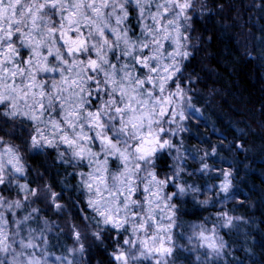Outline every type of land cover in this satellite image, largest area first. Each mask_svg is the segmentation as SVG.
I'll list each match as a JSON object with an SVG mask.
<instances>
[{
  "label": "snow or ice",
  "instance_id": "snow-or-ice-1",
  "mask_svg": "<svg viewBox=\"0 0 264 264\" xmlns=\"http://www.w3.org/2000/svg\"><path fill=\"white\" fill-rule=\"evenodd\" d=\"M245 8L264 20V0ZM239 11L230 0H0V264H86L93 249L106 264H178L186 252L244 264L232 237L249 221L223 207L237 195L223 153L246 151L244 135L199 149L183 135L207 87L194 22ZM217 204L176 231L189 206Z\"/></svg>",
  "mask_w": 264,
  "mask_h": 264
},
{
  "label": "trees",
  "instance_id": "trees-1",
  "mask_svg": "<svg viewBox=\"0 0 264 264\" xmlns=\"http://www.w3.org/2000/svg\"><path fill=\"white\" fill-rule=\"evenodd\" d=\"M209 2L211 4L213 0ZM219 2L227 4L229 0ZM230 2L240 10L239 14L231 13L235 20L226 18L229 15L226 12L224 17L194 22V35L201 37L203 42L193 41L201 47L193 67L207 87L201 85L198 90L200 99H194V108L186 111L189 119L184 121V125L188 131L183 135L186 147L193 149L207 147L202 142L206 138H211L212 143H220L218 137L227 136L229 140L240 142L238 138L244 135L246 151L223 153L226 157L223 166H234L237 173V195L223 207L233 209L235 215L244 216L249 221L233 234L234 246L239 249L236 254L244 264H252V260L256 264H264V127L261 126L264 123V112L261 111L264 106V45L252 38L253 35H261L264 20L258 19V11H246L245 6L252 0ZM206 101L211 102V107ZM29 163L34 167L40 165V161L30 160ZM240 201L244 204L241 205ZM219 207V204L216 208L209 206L207 209L189 206L176 231L190 234V224L202 222ZM178 242L191 247L186 239ZM245 248L255 255L249 259ZM197 254L184 253L178 264H198ZM106 259L101 250L93 249L86 255V264H106Z\"/></svg>",
  "mask_w": 264,
  "mask_h": 264
},
{
  "label": "rangeland",
  "instance_id": "rangeland-1",
  "mask_svg": "<svg viewBox=\"0 0 264 264\" xmlns=\"http://www.w3.org/2000/svg\"><path fill=\"white\" fill-rule=\"evenodd\" d=\"M60 254V252L59 251H56V255H59Z\"/></svg>",
  "mask_w": 264,
  "mask_h": 264
}]
</instances>
